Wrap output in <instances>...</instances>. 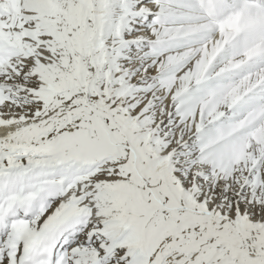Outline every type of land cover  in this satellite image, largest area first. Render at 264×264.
Returning <instances> with one entry per match:
<instances>
[{"label":"snow or ice","instance_id":"snow-or-ice-1","mask_svg":"<svg viewBox=\"0 0 264 264\" xmlns=\"http://www.w3.org/2000/svg\"><path fill=\"white\" fill-rule=\"evenodd\" d=\"M0 264H264V0H0Z\"/></svg>","mask_w":264,"mask_h":264}]
</instances>
